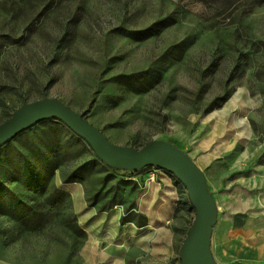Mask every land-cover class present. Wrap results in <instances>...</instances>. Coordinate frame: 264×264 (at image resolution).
Segmentation results:
<instances>
[{
  "label": "rangeland",
  "instance_id": "374dc122",
  "mask_svg": "<svg viewBox=\"0 0 264 264\" xmlns=\"http://www.w3.org/2000/svg\"><path fill=\"white\" fill-rule=\"evenodd\" d=\"M0 52V123L49 97L116 145L173 142L216 200L215 260L264 264V0H0ZM120 74L152 79L134 92ZM158 170H114L59 119L22 131L0 146V264H80L60 180L129 207L138 177ZM179 199L186 237L195 210Z\"/></svg>",
  "mask_w": 264,
  "mask_h": 264
},
{
  "label": "crops",
  "instance_id": "0c3cea01",
  "mask_svg": "<svg viewBox=\"0 0 264 264\" xmlns=\"http://www.w3.org/2000/svg\"><path fill=\"white\" fill-rule=\"evenodd\" d=\"M198 157L203 163L206 160L200 153ZM138 178L140 188L129 210L122 204L101 210L89 203L86 183L59 181L58 187L70 193L73 212L86 233L79 250L80 264H182L177 185L159 170ZM130 212L143 214L146 222L122 221ZM213 236L214 231L212 242Z\"/></svg>",
  "mask_w": 264,
  "mask_h": 264
},
{
  "label": "water",
  "instance_id": "95a60500",
  "mask_svg": "<svg viewBox=\"0 0 264 264\" xmlns=\"http://www.w3.org/2000/svg\"><path fill=\"white\" fill-rule=\"evenodd\" d=\"M49 118L61 120L82 137L109 167L135 172L153 166L173 174L185 186L195 210L193 223L180 249L182 264H218L212 252V235L219 209L206 174L186 151L165 139H153L139 149L116 145L81 113L49 97L21 105L0 123V144Z\"/></svg>",
  "mask_w": 264,
  "mask_h": 264
},
{
  "label": "trees",
  "instance_id": "16d2710c",
  "mask_svg": "<svg viewBox=\"0 0 264 264\" xmlns=\"http://www.w3.org/2000/svg\"><path fill=\"white\" fill-rule=\"evenodd\" d=\"M164 21H165L164 19L163 20H159L160 23H163ZM142 32H146V29L142 30ZM0 56H1V52H0ZM116 78H117L118 83L120 85H122V86H124V87H126V88H128L130 90H133L134 92H140V91H142L143 90V84L145 83V81L148 80L149 78L152 79L151 75L150 76H147V77H144V78H139V76H137V75H126V74H120ZM25 103H23V104H25ZM13 111L12 112H9L8 111V113L5 114L6 119H8L12 115ZM0 146H1V144H0ZM114 170L118 171L117 169H114ZM167 173L173 178L175 184L178 187L179 193L181 194V193H183V191L185 192V190H186V188L184 189L185 186L173 174H171L169 172H167ZM77 181H78V178H75V177H72V176H69V177H67L66 179L63 180L64 183H72V182H77ZM60 190H61V192H62L63 195H65L66 197H68L70 199L71 206H72V199H71L70 193L68 191L63 190V189H60ZM89 202H90L91 205H97V204L93 203L92 201H89ZM179 202H181V199H179ZM113 206L114 205L104 204L103 206L100 207V209L101 210H104V209L111 208ZM133 207L134 206L132 204L126 210H129V209H131ZM191 207L193 208V206H191ZM126 220H135L136 222H138L140 224L141 223L144 224L146 222V217L143 214H141V213H133V212H130L126 216H123L122 217V221H126ZM191 225L186 229V231H185L186 232L185 233L186 235H187V233H188ZM79 227H80V225H79ZM80 229L83 232L84 238H85L86 233L84 232V230L81 227H80ZM184 239H185V237H182V243H183Z\"/></svg>",
  "mask_w": 264,
  "mask_h": 264
},
{
  "label": "built area",
  "instance_id": "2783aa9c",
  "mask_svg": "<svg viewBox=\"0 0 264 264\" xmlns=\"http://www.w3.org/2000/svg\"><path fill=\"white\" fill-rule=\"evenodd\" d=\"M154 173V172H153Z\"/></svg>",
  "mask_w": 264,
  "mask_h": 264
}]
</instances>
